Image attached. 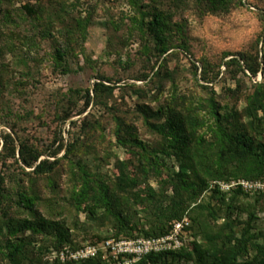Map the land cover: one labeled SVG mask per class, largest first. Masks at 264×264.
Masks as SVG:
<instances>
[{"label":"rangeland","instance_id":"374dc122","mask_svg":"<svg viewBox=\"0 0 264 264\" xmlns=\"http://www.w3.org/2000/svg\"><path fill=\"white\" fill-rule=\"evenodd\" d=\"M27 4L32 5L34 14L24 7ZM154 6L169 16L167 34L172 47L159 59L151 54V38L140 22L143 14L145 21L149 18L147 10ZM55 45L70 50L71 72L63 74L55 62ZM241 56L257 68L255 75L237 66L225 71V61L236 57L243 63ZM194 61L206 65L210 80L204 84L215 90L219 112L229 120L223 121L225 132L238 127L252 135L255 128L261 133L255 140L263 142L264 111H259L260 125L255 122L251 127L242 111L253 84L264 83V0H0V133L10 132L15 137V158L16 145L22 140L41 152L40 159L53 160L47 151L60 128L59 101L70 89L83 91L95 81L114 86L112 93L100 94L98 104H91L83 113L74 112L61 126L65 141L72 142L74 150L63 158L64 150L58 154L61 159L51 173L37 175L6 150L0 151V188L8 196L0 206V238L8 237L9 228L24 218L55 222L77 248L96 246L101 237L114 234L118 214L130 224L137 223L136 238H154L143 233L157 220L166 221L167 233L173 222L184 217L190 221L185 212L179 218L183 206L193 205L191 191L181 190L173 176L180 159L156 152L157 171L142 175L137 168L147 164L142 151L161 148L162 138L150 125L163 122L167 111L194 119V137L204 138L206 148L215 143L210 92L196 81ZM160 64L161 78H156L153 74ZM145 74L147 79H136ZM71 121L77 124L70 125ZM185 124L188 126L186 119ZM118 128L121 140L115 134ZM231 165L225 161L222 166L230 169ZM197 168L198 177H204L202 165ZM120 170L128 172L127 182L120 179ZM83 171L108 187L112 195L108 212L97 207L95 215L89 216L85 207L91 203L89 198L79 208L73 204L72 192L80 188ZM19 191L38 197L33 211L15 203ZM194 198V203H220L208 190L197 191ZM255 199L238 196L229 214L224 213V204L221 217L208 221L220 236L214 244L195 236L194 228L191 241L229 253L224 242L226 224L238 236L246 211L255 208L257 218L251 232L260 234L254 242L262 243L264 199ZM173 215L176 217H170ZM47 232L46 243L53 246L56 229ZM187 237L185 233L180 248ZM23 238L30 240L28 257L19 264L54 261L57 250L42 256L32 247L42 239L40 235L26 232ZM256 254L249 245L247 256ZM6 262L0 255V264ZM176 263L194 264L184 259Z\"/></svg>","mask_w":264,"mask_h":264},{"label":"trees","instance_id":"16d2710c","mask_svg":"<svg viewBox=\"0 0 264 264\" xmlns=\"http://www.w3.org/2000/svg\"><path fill=\"white\" fill-rule=\"evenodd\" d=\"M24 7L32 11L33 14L35 13V10L32 9V5L27 4ZM147 11L149 18L145 21L143 14L140 22L149 38H151V54L159 59L166 55L172 48L167 34L169 16L157 6ZM69 41L70 39H66V42ZM177 47L182 50L185 49L183 46ZM53 58L55 62L61 66V72L63 74H67L73 70L70 65L72 55L68 47L55 45ZM240 59L243 63L236 57H231L225 61L223 63L225 71H229L231 66H237L239 69H247L252 75H255L257 68L247 61L244 56H241ZM197 63L198 62L195 61L192 63L193 75L198 84L202 88L208 87L207 89L210 92L208 104L210 113L216 124V129L214 131L216 135L215 143L210 144V146L206 148V140L204 138L194 137V127H196L194 119H190V117L184 118L180 113L174 110L167 111L163 122L150 125L162 138L161 148L153 150L152 152H147L146 150L142 151V157L147 161V164H139L137 168L142 175H147L151 171H157L156 163L158 156L156 152H161L164 156H173L180 159L178 170L173 176L177 179L178 186L181 190L191 191L190 201L193 205L183 206L179 212V218L184 212L190 218L189 226L185 229V232L188 233V237L180 249L152 252L134 260L131 264H177L176 262L181 259L193 261L194 264H264V234L261 233L263 242L257 243L254 241L260 234L251 232L254 227V221L257 218L255 208L246 211V220L239 230L238 236L235 231L226 224V228H224V242H227L229 245V253L219 252L212 247V244H214L220 236L209 227L208 221H215L221 217L222 206L224 204V213L229 214L238 196H255L256 201L258 198L264 199V189L245 191L240 186H237L235 189L229 191H221L217 186V182L219 181L229 182L239 179L264 182V141L255 140L257 135H261L255 128L252 135L243 131L242 128L237 129L238 127H233V130H229L228 134L225 132L222 124L224 120L227 122H229V120L226 119L225 115L219 112L218 105L214 99L215 90L212 86L204 84L210 80L207 76L206 65L202 62L199 66ZM160 67L161 64L153 74L156 78H161V72L159 71ZM218 72L219 71H217L216 76ZM232 74L234 73L232 72ZM148 76V74H145L136 77V79L145 80ZM201 81H203L202 84L200 83ZM113 89V85L104 84L102 81H95L93 82L92 88L89 87L83 91L76 88L70 89L68 95L59 101L56 114L59 118L60 128L55 132L54 138L47 151V155L53 157V160L49 158L40 159L41 152L32 148L22 140H18V144L16 145L18 156L15 158L16 148L14 145L16 139L12 133L6 131L0 133V151L6 150L7 153H9L7 154L8 156L10 155L15 158L16 162L20 161L25 167H32L33 172L37 175L51 173L61 159L57 158L58 154L64 150L65 154L62 156L63 158L74 150V144L65 141L61 133V126L74 116V112L78 114L85 112L91 104H98L100 102L101 93H112ZM80 100L83 101V104L75 111ZM259 111H264L263 82L253 84V90L247 98V105L242 111L243 115L249 117L250 127L255 122L258 125L262 122V116L259 115ZM160 112L161 110H158V113ZM185 119L188 121L189 129L185 124ZM76 124V121H71L70 125ZM83 124H85V122H83ZM232 126L233 125H231L230 128ZM115 134L118 139L121 140L119 128L116 130ZM132 141L134 144H139L141 149L144 150L140 142L135 139ZM225 161L232 164L230 169L222 166ZM197 165H202L203 167L205 176L202 178L200 176L198 177ZM120 179L123 182L128 181L129 174L126 170H120ZM206 190L220 201L217 206L209 202H202L201 200L195 203L193 202L197 191L201 193ZM111 197L112 195L106 184L92 179L85 171L82 172L80 188L72 192L73 204L78 208L81 207L88 198L91 199V203L85 206L89 216L95 215L97 207H104L108 212L112 204ZM7 199V194L0 188V206ZM37 199L38 197L35 194L19 191L17 192L15 203L23 209L33 211ZM170 217L176 216L173 215ZM116 221V232L111 236L101 237V241L110 237L115 238L120 234L124 239L138 237L137 234H135L137 223L130 224L119 214L116 215ZM165 223L166 221L157 220V222L152 223L149 229L144 231L143 235L159 237L167 234L168 231L165 229ZM192 228L195 229V236H200L205 242L212 244L203 245L198 242H192ZM48 229H56L57 232L55 234L53 233L55 239V244H53V246L46 243V238H44L48 235ZM26 232L42 237L41 240L35 242L32 246L37 250L38 254L42 256H46L55 250L59 252L62 250H76L80 248L70 245L67 232L57 228L55 222L47 221L42 217L37 221L24 218L13 225V227L9 228L8 237L0 238V255L7 260L6 264H19L20 261L28 257L26 247L30 240L23 238ZM11 236L14 238L11 239ZM187 245L189 247H187ZM249 245L257 250L255 256H247ZM118 259L121 260L120 258ZM115 261L116 260L111 254L103 256V254L99 252L97 256L83 261H59L56 259L51 264H113ZM43 264H48V262H43Z\"/></svg>","mask_w":264,"mask_h":264},{"label":"built area","instance_id":"2783aa9c","mask_svg":"<svg viewBox=\"0 0 264 264\" xmlns=\"http://www.w3.org/2000/svg\"><path fill=\"white\" fill-rule=\"evenodd\" d=\"M217 186L221 191H229L240 186L245 191L263 190L264 182L249 181L244 179L231 180L229 182L219 181ZM172 231L154 238H107L96 246L85 245L76 250H62L56 253L52 260L59 259L61 261L73 260L76 262L93 258L99 252L103 256L111 254L116 260L113 264H131L134 260L152 252H164L177 250L184 241L186 227L189 226V220L184 217L172 224ZM120 258L121 260H119Z\"/></svg>","mask_w":264,"mask_h":264}]
</instances>
